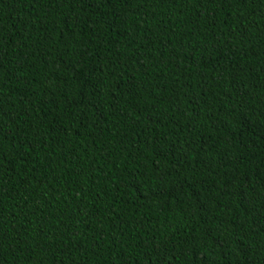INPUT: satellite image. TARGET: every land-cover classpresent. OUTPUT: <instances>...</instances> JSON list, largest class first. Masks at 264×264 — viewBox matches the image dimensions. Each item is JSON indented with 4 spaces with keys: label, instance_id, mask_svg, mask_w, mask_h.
I'll list each match as a JSON object with an SVG mask.
<instances>
[{
    "label": "trees",
    "instance_id": "16d2710c",
    "mask_svg": "<svg viewBox=\"0 0 264 264\" xmlns=\"http://www.w3.org/2000/svg\"><path fill=\"white\" fill-rule=\"evenodd\" d=\"M0 264H264V0H0Z\"/></svg>",
    "mask_w": 264,
    "mask_h": 264
}]
</instances>
